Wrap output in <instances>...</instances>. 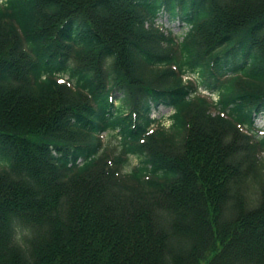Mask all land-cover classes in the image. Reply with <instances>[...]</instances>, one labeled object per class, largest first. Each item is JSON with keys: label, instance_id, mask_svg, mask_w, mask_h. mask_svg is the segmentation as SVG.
<instances>
[{"label": "trees", "instance_id": "16d2710c", "mask_svg": "<svg viewBox=\"0 0 264 264\" xmlns=\"http://www.w3.org/2000/svg\"><path fill=\"white\" fill-rule=\"evenodd\" d=\"M263 112L264 0H0V264H264Z\"/></svg>", "mask_w": 264, "mask_h": 264}, {"label": "rangeland", "instance_id": "374dc122", "mask_svg": "<svg viewBox=\"0 0 264 264\" xmlns=\"http://www.w3.org/2000/svg\"><path fill=\"white\" fill-rule=\"evenodd\" d=\"M165 21H166L165 18H162V19H159V20H158V22H163V23H165ZM173 24H174V22H173ZM175 24H176V23H175ZM175 24H174V25H175ZM165 25H166V24H165ZM169 25H170V24L167 23V26H169ZM174 28H175V27H174ZM184 30H185V29H182L181 32H183ZM172 31H173L174 33H178V32H179V31L177 30V28H175V29L172 28ZM198 91H201L202 93H204L206 90H204V89H200V88H199ZM213 97H214L215 99L217 98L216 95H213ZM215 112H216V111H215ZM215 112H213V113H215ZM169 113H170V109H169L168 107L160 106L157 110H154V111H153L152 115H153L155 118L160 119V121H162V122L164 123V125L167 126V125L169 124V119H168V115H169ZM255 124H256V127H257L258 129L264 130V113L260 114V115L257 117ZM258 132H259V130H258ZM258 132H257V134H260V133H258ZM104 135H105L104 137H106L107 134H104ZM260 157H264V150L260 153ZM130 162H131L132 165H134V164L136 163V158H135V157H131Z\"/></svg>", "mask_w": 264, "mask_h": 264}]
</instances>
